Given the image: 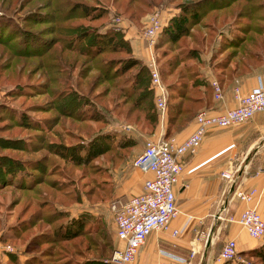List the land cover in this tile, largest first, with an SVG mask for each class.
I'll use <instances>...</instances> for the list:
<instances>
[{
  "label": "trees",
  "instance_id": "1",
  "mask_svg": "<svg viewBox=\"0 0 264 264\" xmlns=\"http://www.w3.org/2000/svg\"><path fill=\"white\" fill-rule=\"evenodd\" d=\"M158 1L169 4L172 0H122L120 14L133 24H138L139 19L157 5ZM239 1L241 0H180L177 4V11L166 16V21L164 20L165 22L157 34L159 40L175 44L180 39L187 37L191 43L190 46H182L180 52L174 56H167L160 62L159 72L163 78H171L166 82L169 92L166 102L169 127L174 125L176 129L181 128L202 105L208 102L212 93L211 87L206 83L202 73L203 36L198 37L200 27H209L210 23L201 20L208 13H210L212 21H215L219 16L222 21L226 17L244 21L241 24H232L230 27L221 28L223 41L220 48L214 53L209 50L208 63L217 78H221L223 75L227 77L241 75L263 63L264 23L262 24L260 18L256 16L248 18L249 21L254 19L260 23L250 24L247 22L244 19L246 16H242L245 11L241 13L237 7ZM113 2H117V0H113ZM44 3L50 9L47 13L30 11L27 13L28 18L25 17L22 21L42 23L43 21L39 20L46 17V21L50 23L55 21L56 23V29L52 24L53 32L55 30L56 33L52 40L53 42L57 41L59 47L53 63V81L61 87L52 94L58 101H62L60 102L62 106L57 108L60 115L71 121H68L67 124L61 123L60 127L51 134L49 127H46L43 133L41 132L56 138V141L47 138L44 150L73 165L87 164L92 161L95 164L91 173L93 184L89 186L87 193L96 195L97 201L107 200L110 199L113 191L112 170L123 166L131 158L136 147L140 145L141 140L137 133H152L157 122V114L152 104V89L149 85L148 71L142 60L132 52L129 40L124 38L123 32L115 24L107 21L101 23L100 28H91L88 32L85 28H73L68 23L74 18L89 17L93 20L104 16L105 11L102 10H99L100 12L95 15H88L97 10L94 9L97 7L95 4L93 8L85 2L76 0H46ZM5 5L8 7L10 3ZM78 8L81 12H77L78 15L74 16L73 12ZM4 10L7 8L3 9L0 6V59H5L3 50L7 48L6 41L19 38L21 33L20 27L9 26L6 23L8 15ZM194 26H197V30L192 33L190 28ZM6 33L10 39H6ZM88 36L93 40L87 39ZM156 45L154 48L157 49ZM105 53L119 54V56L105 58L103 56ZM89 69H94L97 73L90 79L87 91L84 93L82 87L88 83L84 84V80L90 72ZM64 101H67L69 105H64ZM85 105L91 106L90 110H83L82 107ZM85 121H97L110 126L129 124L137 130L128 132L119 129L118 131L112 130V132H100L97 136L89 139L86 144L78 142L79 145L76 146L61 142L62 136L79 135L83 130L80 129V124ZM17 141L20 144L19 139ZM14 142L15 139H11L9 146L14 145ZM99 161L107 164L105 166L106 178L102 177L99 166H97ZM44 162L53 166L48 156L43 155L40 158L31 159L28 166L29 172H24L21 164L11 163L0 158V185L18 184L20 185L19 189L31 191V198H33L36 208L27 219L22 220L24 228L25 223L33 228L34 225L39 227L42 220L45 221L46 230L36 234V238L43 237V241L48 242V247L56 246L58 251L67 253L69 251L66 245L59 244L57 246L56 243H70L76 237L83 235L85 229L82 228L83 220L67 218L59 221V218H55L53 221L55 216L52 214L42 216L46 207L51 206V194L61 191L63 188L61 186L59 189L55 186L56 178H49L47 173L51 168L47 169ZM23 175L26 176L25 183L22 180ZM68 191L69 188H66L65 192ZM48 211H50L49 208ZM52 221L59 222L49 229ZM21 224L19 231L22 233ZM34 237L33 235L31 240ZM86 248L87 246L84 247V249ZM44 251L52 252L51 248H45ZM72 252H79V250L74 246ZM238 254L264 259V242ZM45 255L50 257V254ZM33 258L35 257L26 258L24 263L28 264ZM64 262L67 263V261ZM100 264L107 263L104 261ZM221 264H229V261H223Z\"/></svg>",
  "mask_w": 264,
  "mask_h": 264
},
{
  "label": "rangeland",
  "instance_id": "2",
  "mask_svg": "<svg viewBox=\"0 0 264 264\" xmlns=\"http://www.w3.org/2000/svg\"><path fill=\"white\" fill-rule=\"evenodd\" d=\"M18 1L20 0H0V6L3 9L7 8V10H4L8 15L6 23L9 26L21 28L19 38L10 39L6 33V39L10 40L6 41L7 48L4 47L5 49L3 50L5 59H0V158L11 163L21 164L22 169L25 170L24 172H29L28 166L31 159L40 158L43 155L48 156L53 166L51 167V165H47L44 162L47 169L51 168L47 174L49 178H56L55 182L57 185L55 184V186L59 189L62 186L63 191L51 194L52 202L51 206L48 207L50 211L46 207L42 216L52 214V216H55L53 221L55 218H59V221L67 218L78 221L83 220L82 228L85 229L83 235L76 237L70 243H56L57 246L59 244L66 245L69 251L67 253L58 251L56 246L48 247V242L43 241V237L36 238V234L46 230L45 221L42 220L39 227L34 225L33 228H30L28 223H25V228L23 226L24 221L22 222V220L27 219L29 214L36 208L33 204L34 200L31 198V191L19 189L20 185L18 184L8 183L7 185H0V264H27L24 263V260L30 257L35 258L28 264H90L91 262V264H100L108 258L113 247L111 239H109V227H106L111 219L113 221L110 209L113 202H111V199L97 201L96 195L87 193L89 186L93 184L91 173L95 164L92 161L87 164L73 165L44 150L47 138L56 141V138L51 137V132L57 130L61 123L67 124L68 121L71 122L69 118L60 115L57 108L62 106V103H60L62 101H58L52 94V92L61 87V85L53 81V63L59 47L58 42H53L52 40V37L56 35L55 30L53 32L52 24L55 25L54 28L56 29V23L55 21L53 23L46 21L45 16L44 19L39 20L43 21L42 23L22 21L30 11H41L44 14L50 9L44 3L46 0ZM76 1L85 2L92 7L94 4L97 6L96 8L93 7L97 10L88 15H95L100 12L99 10L105 11V14L93 20L89 19V17L84 19L74 18L68 21L73 28H85L88 31L91 28H100L101 23L108 21L119 27L123 35L128 28L127 25L132 26L134 28L133 36L141 40L140 32L144 16L156 12L166 21V16L169 13L177 11V4L180 0H172L169 4L158 1L157 5L153 6L139 19L138 24H133L120 14L122 0H117V2H113V0ZM6 3H10V6L6 7ZM237 7L241 13L245 11L242 16H246L244 19L250 24L260 23V21L256 22L254 19L249 21L248 18H254L255 16L260 18L262 24L264 23V0H241L238 2ZM77 12H81L79 8L75 9L73 15L77 16ZM117 18H120L122 22L117 21ZM221 19L219 16L215 21H212L210 13L201 19L202 22L210 23L208 28L200 27L198 34V37L203 36L202 43H204L202 45L203 70L206 66L211 68L210 63L206 64L209 52L214 53L221 46L223 41L221 28L244 22L234 20L232 17H226L224 21ZM196 30L197 26L190 28L192 33H195ZM223 31L226 30L223 29ZM88 38L93 40L92 37L88 36ZM154 45L158 46V48H154ZM154 45V60L159 68L160 62L164 58L174 56L177 52H180L182 46L187 47L191 43L186 37L175 44H169L164 40H159L157 35ZM131 48L134 53L135 50L132 45ZM103 56L109 58L119 56V54L105 53ZM89 71L87 78L84 80V84L88 83L82 87L84 93L87 91L90 79L97 73L94 69H89ZM159 74L166 90L167 102L169 92L166 82L171 80V78H163L161 72ZM64 102V105H69L67 101ZM82 108L88 111L91 106L85 105ZM165 112L167 115V108ZM46 127L50 128V134H42ZM80 127L83 130L79 135H74L73 137L62 136L61 142L76 146L79 145L78 142L86 144L89 139L97 136L100 132H112V130L118 131L119 129H124L128 132L137 130L129 124L110 126L97 121H85V123L80 124ZM142 134L138 132L137 136L143 139L147 135L144 134L143 136ZM11 139H15V142L10 147L9 141ZM17 139H19L20 144H18ZM106 165L101 161L97 165L103 178H106ZM125 166L126 162L120 168L112 170V177L114 175L117 177L120 173L116 171L123 169ZM25 177V175L22 176L24 183L26 182ZM66 188H69L67 193L65 192ZM53 221L50 225L51 228L48 227L49 229H52L59 222ZM20 224L23 227L21 229L22 233L19 231V228H21ZM33 235L35 237L31 240ZM74 246L79 252H72ZM85 246H87L86 249H84ZM45 248H51L52 252H45ZM45 254H50V257H46ZM64 261H67V263ZM229 264H264V259L255 258L252 255H238L237 253L233 260L229 261Z\"/></svg>",
  "mask_w": 264,
  "mask_h": 264
},
{
  "label": "crops",
  "instance_id": "3",
  "mask_svg": "<svg viewBox=\"0 0 264 264\" xmlns=\"http://www.w3.org/2000/svg\"><path fill=\"white\" fill-rule=\"evenodd\" d=\"M127 27L124 37L132 43L134 54L145 63L153 47L136 39L134 28ZM202 73L212 93L208 102L198 110L219 111L232 107L235 104L234 87L245 93L259 84L264 86V61L241 75L217 78L207 66ZM213 80L220 88L218 99L213 97L210 84ZM193 118L194 115L178 129L174 125L168 126L166 112L162 120L157 119L153 132L140 139V145L126 166L116 171L120 173L117 177H112L115 180L111 202L119 205L139 193L142 182L151 176L148 171L138 170L130 164L141 152L144 139L160 136L179 142L191 132ZM182 163L183 170L173 186L177 214L167 228L153 231L145 238L132 264H221L223 261L217 256L226 240L234 241L236 253L246 252L264 241V234L261 238H251L239 224L227 221L229 216H237L246 206H254L264 220V111L256 112L251 119L240 124L209 128L197 150L182 156ZM222 172H231L235 178L232 181L225 179ZM232 182L234 187L253 189L252 200L245 202L232 197L229 194ZM106 227H109L112 249L120 246L121 242L114 236L112 219ZM173 231L176 232L174 235ZM190 251H193L192 255Z\"/></svg>",
  "mask_w": 264,
  "mask_h": 264
},
{
  "label": "built area",
  "instance_id": "4",
  "mask_svg": "<svg viewBox=\"0 0 264 264\" xmlns=\"http://www.w3.org/2000/svg\"><path fill=\"white\" fill-rule=\"evenodd\" d=\"M116 20L122 22L120 18ZM163 24L164 20L159 13L146 14L140 32L141 41L152 48ZM153 54L150 52L144 64L149 75L153 106L160 121L166 110V90ZM210 84L213 97L218 99L219 86L214 80ZM233 100L235 104L232 107L219 111L207 108L198 110L193 118L191 132L179 142L160 136L144 139L143 148L132 159L131 165L138 170L148 171L151 176L142 182L139 193L129 196L119 205L111 203L114 236L121 245L112 249L105 260L107 264H132L145 238L153 231L167 228L170 220L177 214L173 186L183 170L182 156L186 153L193 154L197 150L209 128L240 124L251 119L256 112L264 111V86L259 84L245 93L234 87ZM221 176L230 181L235 178L231 172H222ZM229 194L238 200L249 202L255 192L253 189L234 187L232 182ZM227 221L239 224L251 238H261L264 234V220L254 206L244 207L237 216H229ZM175 233L173 231V235ZM192 254L193 251H190V255ZM236 254L234 241L229 239L221 245L217 258L231 261Z\"/></svg>",
  "mask_w": 264,
  "mask_h": 264
}]
</instances>
